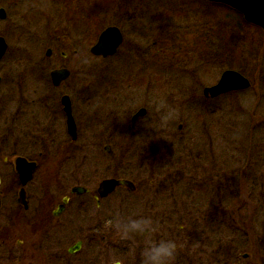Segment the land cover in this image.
Wrapping results in <instances>:
<instances>
[{"label": "rangeland", "instance_id": "374dc122", "mask_svg": "<svg viewBox=\"0 0 264 264\" xmlns=\"http://www.w3.org/2000/svg\"><path fill=\"white\" fill-rule=\"evenodd\" d=\"M98 1L92 0L90 8L92 40L87 47H78V38L65 25L63 6L57 16H51L52 11H44V6L41 9V0H0V11L6 14L0 19V37L8 45L0 74L8 69L13 89L26 87L28 103H35V93L42 88L38 73L42 67L49 71L59 58L58 51L68 54L65 62L72 67V76L61 93L73 99L79 136L71 142L70 160L65 151L35 176L33 186L43 209L52 202V206L61 203L73 187L91 190V196L71 197L61 219L54 220L50 211H43V218L18 234L14 245L23 240V264H109L114 254L122 256L125 264H138L141 244L118 239L106 223L113 213L128 214L136 202H142V214L157 222V237L167 235L180 244L176 264H231L219 251L228 247L226 222L234 210L254 240L260 239L264 245V30L243 18L240 25L233 24L231 20L241 22L237 15L205 0H115L117 8L125 7L120 15L115 13L117 9L109 12L103 0ZM47 19L52 20L48 23ZM117 19L127 33L128 45L107 61L90 56V48L106 24ZM41 27H54L62 44L51 59L46 58L49 44L40 34ZM135 30L139 31L135 34ZM145 39V53L131 46ZM150 60L154 84L148 112L144 109L148 115L134 125L132 118L147 104L148 95L128 89L129 75L119 78L116 74L120 76L133 66V75L143 71V77L148 78L145 63ZM109 65L112 75L106 80L103 74ZM88 70L90 79L86 78ZM226 70L237 71L248 79L250 87L216 98L204 97V89L216 85ZM108 84H117L121 101H117L116 114L106 109L108 116L103 118V113L89 107L98 99L89 102L84 98L87 89L98 97ZM16 94L14 98H18ZM3 104L0 140H4L16 108L13 101ZM99 107L102 104L97 105V111ZM37 112L29 119L34 124ZM59 129L57 142L62 144L68 139L64 121ZM21 132L14 138L22 141ZM20 146L28 148L25 152L36 147L23 142ZM53 147L37 150L51 154L57 150ZM106 147L111 148L109 153ZM114 177L132 180L135 190L119 189L96 207L93 196L98 185ZM241 201L245 206L238 213ZM215 209L220 217L218 231V225L213 230L200 216ZM15 228L19 230L20 225ZM203 229L204 239H210V248L204 253L199 250ZM78 241L83 242L81 250L69 255L68 250ZM214 251L220 253L217 259L207 260ZM239 261L251 264L249 259Z\"/></svg>", "mask_w": 264, "mask_h": 264}, {"label": "flooded vegetation", "instance_id": "af4514ba", "mask_svg": "<svg viewBox=\"0 0 264 264\" xmlns=\"http://www.w3.org/2000/svg\"><path fill=\"white\" fill-rule=\"evenodd\" d=\"M100 1V0H99ZM98 1V3H99ZM61 4V5H60ZM147 4V3H146ZM101 5V2H100ZM102 5H105L106 8L109 10V12L112 10L117 9L115 13L121 14L124 10L120 6L118 7L117 2L115 0H103ZM144 5V3H142ZM44 6V11H52V15H58V8L60 6H63L64 10V18L66 19V26H69L71 30V35L77 37L76 45L78 47L81 46V44L85 45L87 47V44L90 43L92 40L90 38V28H91V6H92V0H41L40 7L41 9ZM123 9V10H122ZM55 10V13H54ZM111 11V12H112ZM44 15V13H43ZM52 19H47V22L49 23ZM120 20L117 19L115 23L109 22L106 25V28L114 27L117 28L120 32L122 41L119 45L116 53L114 55L110 56H97L92 53V49L95 46V44L90 48V56L107 61L112 58H116L117 55L120 52V49L125 45H128V39L127 33L125 30H123V27H119ZM140 30V28H139ZM139 30H135L134 33L136 34ZM104 31V30H103ZM102 31V32H103ZM101 32V33H102ZM100 33V34H101ZM40 34L42 38L45 39V42L49 44L47 51H46V58L51 59L53 57V54L58 51V47L60 42L59 37L57 36V33L54 31V27H41ZM82 34V36H81ZM139 35V34H138ZM100 36V35H99ZM150 35H148V39ZM81 38V39H79ZM99 38V37H98ZM139 38V37H137ZM140 43V44H139ZM148 43V40H141L134 42L131 46L135 49L142 50L138 51L139 53L143 54L145 51L143 50ZM75 44V43H74ZM73 44V45H74ZM139 44V45H137ZM148 46V44H147ZM142 51V52H141ZM7 52V51H6ZM59 52V58L57 59L56 63L52 62V67H50L47 71L44 72L43 67L41 68V72L38 73V82L41 83L42 88L39 89L35 94H37V98L34 101V104L28 103L27 99H25V88L21 87L18 90L13 89V81L8 74V69L3 74H0V109L5 107V104H3L5 101H13L15 102V113L12 116H8V118H11L8 122V128H6L7 134L4 138V140H0V264H23L25 261V255H26V249L23 248V240L19 239L17 240V246L14 245V241L16 240V237L18 234L22 235L24 232L27 231L28 226L35 222H38L41 218H43V211H47L48 213L50 211L51 217L54 220L61 219L69 209L71 197L73 196H91V190L86 188L88 192L78 195V194H72V189L70 191V195L65 196L62 199L61 203L53 204V202L50 204L51 207L54 208L51 209L50 206L45 207L43 209V204L41 203V200L39 199L38 193H37V187L33 186V182L35 179V176L37 173L44 169L46 164H50L49 161L60 159V156L63 155L65 151H67V154L69 156H72L73 150H72V143L76 142L79 136L78 133V119L76 117V110L73 107V99L66 93H61L62 86L68 83L72 76V67H70V64L68 65L67 62H65L68 59V54L65 51H58ZM73 54L77 55L78 51L74 50ZM125 55H128L127 53H124ZM5 55L3 56V58ZM2 58V60H3ZM132 59V57H131ZM1 60V61H2ZM75 61H72L71 63H74ZM135 62V60H133ZM134 64V63H133ZM146 67L152 69V60H150L148 63H145ZM1 62H0V68H1ZM133 67V66H132ZM127 70L125 72H121L120 76L116 74L119 78L123 77L124 75H129L130 83L128 89L136 88L140 89L141 93L146 92L148 95V102L147 104H144L143 107L139 108V111L141 110H147L146 105L149 104V101H151V91L153 88V81L154 78H152L151 69H149L148 78L143 77V71L138 72L137 74L133 75L131 72V69ZM142 68V70H144ZM57 70H68L69 76L66 79H63L61 82L56 84V82L53 79V72ZM92 75L91 70L86 71V78L90 79ZM104 78H108L109 75H112L110 70V65L104 72ZM10 77V78H9ZM117 84L113 86V84L108 86L104 89V92L101 93L98 97L95 94H92L89 89H87V93L85 94V101L93 102L95 101V98H97V101H95L93 105H89L91 108H95L93 111L98 113H103L102 117H107V111L106 109L113 110L116 114L118 104L117 101H121L119 99V96L121 95L117 90ZM114 88V90L112 89ZM17 92V94H16ZM15 94L18 96V98H14ZM65 97H68L71 103V114L73 116L74 121L76 122V128H77V136L76 138H73L68 130V113L65 110L63 99ZM6 98V99H4ZM19 100V101H18ZM26 101L27 104H24ZM102 104V107H99L98 111L96 110L98 104ZM36 104V105H35ZM36 106V107H35ZM35 107V108H33ZM9 108H6V111ZM11 110V109H10ZM38 111L36 114L39 117L37 124L32 123L29 121L30 117L34 115V112ZM146 112V114H147ZM144 115L142 117H139L137 119L132 118L134 125L142 121L143 118H145L147 115ZM42 115V116H41ZM133 117V116H132ZM35 118V117H34ZM23 120H28L29 122H24ZM64 121L66 124V131L68 134V139L65 141H61L59 145L57 140L58 137V131H60L59 126L61 125V122ZM46 122V123H45ZM105 124H108L107 121H102ZM24 137L22 138V141L20 139L14 138V136L17 134L22 135V131ZM29 131V133H28ZM20 132V133H19ZM32 140V141H31ZM25 145L26 143L34 144L36 147H30L29 151H24L28 148H22L21 143ZM72 142V143H71ZM65 144V145H64ZM50 145H55L56 147H53L57 149L55 152L48 154L44 153V151H38L37 149H42V147ZM24 151V152H23ZM106 152H110L111 148L106 147ZM22 160H25L23 162ZM36 165L35 168H33L31 179H29L28 182L24 183L21 176V171H24V173L27 172V168L31 167L30 165ZM44 166V167H43ZM61 170V169H60ZM232 180L235 182L236 177L233 174ZM112 179L115 180H124V181H130L132 180L128 178H119L114 177ZM111 179V180H112ZM242 178L240 177V180ZM109 180V179H106ZM105 181V180H103ZM102 181V182H103ZM101 184V183H100ZM97 188V195L93 196V200L95 201L94 204H96V207H100L102 204L101 202L107 198H109L112 194H114L119 189H127L131 190L128 187H117L111 194H109L106 197H101L99 193V186ZM134 184V183H133ZM135 185V184H134ZM77 187V186H76ZM80 187V186H79ZM85 188V187H83ZM67 199V202L64 203V200ZM55 203V201H54ZM242 206H238V213L241 210L242 207L245 206V204L241 201ZM234 212L231 211L230 216L228 217L227 228L229 230V244L226 250L219 251L223 255H226L227 258H223L224 260L228 259V261L231 262V264H241L239 261L242 259H249L251 264H264V245L262 241H259L260 239L254 240V237L252 236V233L250 231V228L245 225V222L240 221V217L235 215ZM237 213V215H238ZM202 221L209 222V225L211 227L213 226V230L216 229L215 226H217V231L219 230L220 225V217H218L216 209L215 211L206 212L205 214H200ZM225 223V222H224ZM20 225V229L16 230V226ZM206 227V231H207ZM201 231L202 235V242H201V249L204 253V249L210 248V239L208 237H205L204 230ZM212 231V229H211ZM216 231V233H217ZM215 233V234H216ZM214 234V235H215ZM78 243H81L83 246L82 241H78L75 245ZM81 246V247H82ZM209 246V247H208ZM212 246V244H211ZM70 250V249H69ZM68 254L72 255L69 253ZM81 250V248H80ZM218 251V250H217ZM217 251H214L211 257L207 260H216L220 253H217ZM221 260L218 259L217 262L220 263ZM237 261V262H236ZM57 264V262H56ZM223 264V263H221Z\"/></svg>", "mask_w": 264, "mask_h": 264}, {"label": "water", "instance_id": "95a60500", "mask_svg": "<svg viewBox=\"0 0 264 264\" xmlns=\"http://www.w3.org/2000/svg\"><path fill=\"white\" fill-rule=\"evenodd\" d=\"M212 3H221L225 4L233 9H235L237 12H240L246 21L248 23H251L253 25H256L264 30V0H207ZM6 14L5 11L2 9L0 11V19H5ZM122 38L120 35V32L117 28L111 27L101 34L98 43L93 47L92 53L97 56H110L114 55L121 44ZM7 43L3 37H0V61L3 58V56L6 54L7 51ZM69 76L68 70H57L53 72V79L58 84L63 79H66ZM250 87V82L248 79L243 77L241 74H239L236 71L233 70H227L225 71L219 82L209 88L204 89V95L205 97L216 98L222 94L231 93V91L236 90H244ZM65 110L68 113V130L71 136L73 138H76L77 136V128H76V122L73 119V116L71 114V103L68 97H65L63 99ZM145 114V110H141L134 118L136 119L139 116H142ZM26 163L25 160H22ZM31 167L27 168V172L24 173V171H21V176L24 183L28 182L29 179H31V174L33 171V168H35L36 165H30ZM128 187L132 191L135 190V186L133 182L130 181H122V180H115V179H109L101 182L99 186V193L101 197H106L109 194H111L117 187ZM88 192L86 188L83 187H75L72 190V194H84ZM67 202V199L64 200V203ZM81 243H78L77 245H74L69 250L70 254H74L78 252L81 248Z\"/></svg>", "mask_w": 264, "mask_h": 264}, {"label": "clouds", "instance_id": "9594fccd", "mask_svg": "<svg viewBox=\"0 0 264 264\" xmlns=\"http://www.w3.org/2000/svg\"><path fill=\"white\" fill-rule=\"evenodd\" d=\"M167 120V116L162 117ZM142 202L133 203L128 214L113 213L107 220V226L115 237L121 240L139 242L138 264H176L180 244L175 238L167 235L157 237V222L150 216L142 214ZM109 264H125L119 254L109 259Z\"/></svg>", "mask_w": 264, "mask_h": 264}, {"label": "trees", "instance_id": "16d2710c", "mask_svg": "<svg viewBox=\"0 0 264 264\" xmlns=\"http://www.w3.org/2000/svg\"><path fill=\"white\" fill-rule=\"evenodd\" d=\"M216 6L225 8L226 10H228L229 13L237 15V16L241 19V22H240V20H231L233 24H235V25H237V24L240 25V23L243 22V21H242V18H243V17H242L240 14H238L237 12H235V11H233V10H231V9H229V8H227V7H225V6H219V5H216ZM237 29H238V27H237ZM239 30H240V27H239Z\"/></svg>", "mask_w": 264, "mask_h": 264}]
</instances>
